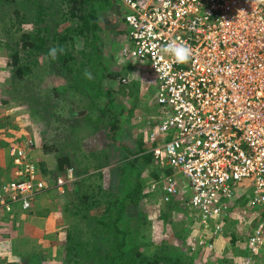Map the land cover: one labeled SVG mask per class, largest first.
<instances>
[{"label": "rangeland", "instance_id": "obj_1", "mask_svg": "<svg viewBox=\"0 0 264 264\" xmlns=\"http://www.w3.org/2000/svg\"><path fill=\"white\" fill-rule=\"evenodd\" d=\"M50 1L0 0V182L11 176L9 146L20 142L25 145L31 139L30 157L51 185L36 193L28 209L18 204L0 205V264H90L92 257L98 261L107 250L114 251L110 212L117 208L114 194L124 188L126 180L120 176V157L109 143L106 129L96 127V116L107 100L106 92L92 86L99 83L112 88L113 107L120 114L115 139L129 147L136 144L138 137L143 139L145 120L159 109L155 102L157 80L149 65L139 58L122 57L119 52L127 41L121 0H111L107 6L103 1L95 3L103 17L97 43L78 35L64 43L71 48L68 63L74 71L69 72L48 53L35 54L22 46L23 33L29 36L36 27L46 26L51 33L54 20L63 19L60 11L66 2L57 6L59 1ZM66 23L64 20L62 25ZM44 32L49 35L45 30L41 34ZM52 42L48 39L45 45L52 48ZM96 45L101 49V63L92 58ZM13 48L18 52L15 62L9 54ZM85 69L91 72L92 79L85 78ZM123 76L126 81H122ZM73 103L77 107L70 106ZM74 110L79 113L71 117ZM63 155L68 157V163L59 169V157ZM138 156L141 189L131 201H125L124 215L147 233L141 241L145 253L182 242L193 256L184 264H244V236L258 218L256 206H250L248 201L246 181L235 185L237 199L228 215L209 218L205 223L195 217L196 210L187 206L186 176L169 167L179 182V191L168 205L158 187L168 166L152 155L151 159ZM59 174L65 179L62 189L52 184ZM214 222L223 228L217 235L208 229ZM120 223L121 228L126 226L124 219ZM99 229L102 236L108 235L105 241L96 239L101 237ZM205 235H214L209 252L196 243ZM96 244L97 256L82 258ZM68 245L72 246L69 254Z\"/></svg>", "mask_w": 264, "mask_h": 264}, {"label": "built area", "instance_id": "obj_2", "mask_svg": "<svg viewBox=\"0 0 264 264\" xmlns=\"http://www.w3.org/2000/svg\"><path fill=\"white\" fill-rule=\"evenodd\" d=\"M121 2L127 41L119 52L145 61L157 80L159 109L145 120L147 150L186 176L187 206L205 223L228 215L235 185L246 181L258 218L244 236L242 261L264 264V0ZM171 40L190 47L187 63L162 51ZM31 146V139L9 146L11 176L0 182V205L28 209L51 186L31 159ZM64 181L59 174L52 184L62 189ZM158 187L167 201L179 182L167 173ZM208 229L223 230L218 222ZM206 238L196 243L211 248Z\"/></svg>", "mask_w": 264, "mask_h": 264}, {"label": "trees", "instance_id": "obj_3", "mask_svg": "<svg viewBox=\"0 0 264 264\" xmlns=\"http://www.w3.org/2000/svg\"><path fill=\"white\" fill-rule=\"evenodd\" d=\"M56 1H59L57 6L60 5L61 1L66 2L65 8H62V10L60 11V13H63V19L57 17L54 20L51 33H49L50 31L48 26L36 27V30H32L29 36L26 33H23L21 35V43L22 46H27L28 50L34 51L35 54L36 52L48 53L50 48L45 45V43L48 39L51 42L53 40V47H63L64 52L58 53L57 58L61 61L63 66L67 67V70L70 72L74 71L72 65L68 63V56L70 58L72 57V55H70L71 48L68 47V45H64V43L67 39H72V37L75 35L80 36L83 40H85V38L87 37H90L92 41L97 43L99 41L98 39L100 30L102 29L100 18L103 17L100 16V11L97 10L95 3L97 1H103V3H105V6H107L110 4L111 0ZM52 2H54V0H51L49 3ZM24 3L25 2H23V4ZM17 16L20 17L19 15ZM64 20H66L67 23L65 25H62V22ZM44 30L48 31L49 35H47V33L45 32L41 34V31ZM69 44L73 46L74 43L71 41V43ZM13 49V52L9 54L13 59V62H15L16 60H18V52L17 49ZM93 52L95 53V57L92 58L95 59L96 63H101V49L98 45L95 46ZM72 74H75V72H73ZM97 84L98 86H92V88L94 90L99 87L103 88V90L106 92L107 100L105 101L103 107H100L99 114L96 116V127L106 129L108 137L111 138L109 140V143L111 144L114 151H117L116 153L120 157V159L118 160L121 162L120 176L123 177L126 181H124V188L118 193L114 194L113 202L117 205V208H115L113 212H110V223L115 230L114 235H112L110 238V241L112 242L114 240L113 243L115 250H107L103 254V256H100L98 261H96V259L92 257V254H94V256H97L96 254L98 253L99 244H96L92 248L84 252L86 253V255H84L82 258L88 259L92 257V260H94H91L90 264H184L186 261H191V257L193 256L190 255L189 250L186 246L187 244L182 242L175 245L172 244L170 246H162L164 248H162L163 250L160 246L156 250L154 249L145 253L141 241L142 239L147 237V233H145V231L144 233L142 232L141 228H139V224L132 225L131 219L124 215L126 206L125 201L128 199L131 201L132 198L136 196L141 189L138 181V176L141 169V165H139L138 161V155H143L144 157H148L151 159V154L147 150L149 143H146L141 137H138L136 144L133 147H129V145H124L121 142L117 141V139H115L116 131L118 130V127L120 125V114L113 107V98L111 96L113 90L111 87L101 86L99 83ZM76 86L77 85H75L74 88ZM70 106L77 107V105L74 103ZM84 112L85 117L89 116L87 110H85ZM78 113V111L74 110L71 113V117H76ZM105 114H107V117L103 118ZM59 159L60 162L58 164V168H65V165L68 163V161H66L68 157L66 155H63L62 158L59 157ZM130 168H132V171H129ZM164 172L165 174L170 173L171 169L169 167H165ZM158 177L159 175L157 174L156 178ZM174 196L175 195H172L171 198L166 201L168 205L174 202V199H172ZM121 219H124L126 222V226L122 228L120 227L121 223L119 224ZM98 231L101 237L96 236V239L99 242L101 239L105 241L104 238H106L108 235L102 236V230L99 229ZM213 237L214 235L204 236V238H206L208 241H214ZM211 249L207 248V251L209 252V250ZM71 250L72 246L68 245L66 252L69 254L72 252ZM81 250L82 249H80L79 251Z\"/></svg>", "mask_w": 264, "mask_h": 264}, {"label": "clouds", "instance_id": "obj_4", "mask_svg": "<svg viewBox=\"0 0 264 264\" xmlns=\"http://www.w3.org/2000/svg\"><path fill=\"white\" fill-rule=\"evenodd\" d=\"M162 51L165 54H168L170 56H172L175 60L176 63L178 64H184L187 63L191 56H192V52L190 47L183 42H179L177 40H171L169 41L162 49ZM64 52L63 47H52L49 49L48 51V55L55 60L57 58L58 53H62ZM158 71V70H157ZM84 76L87 79H92V74L90 71H88L87 69H85L84 71Z\"/></svg>", "mask_w": 264, "mask_h": 264}, {"label": "crops", "instance_id": "obj_5", "mask_svg": "<svg viewBox=\"0 0 264 264\" xmlns=\"http://www.w3.org/2000/svg\"><path fill=\"white\" fill-rule=\"evenodd\" d=\"M146 142V141H145ZM147 143V142H146Z\"/></svg>", "mask_w": 264, "mask_h": 264}]
</instances>
